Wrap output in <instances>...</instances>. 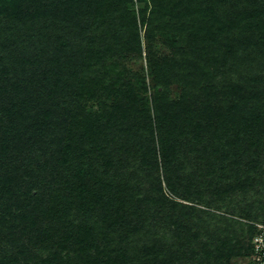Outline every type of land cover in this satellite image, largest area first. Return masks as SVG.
I'll return each instance as SVG.
<instances>
[{
  "label": "trees",
  "instance_id": "obj_1",
  "mask_svg": "<svg viewBox=\"0 0 264 264\" xmlns=\"http://www.w3.org/2000/svg\"><path fill=\"white\" fill-rule=\"evenodd\" d=\"M1 4L0 264H225L196 247L214 214L177 197L261 183L264 0Z\"/></svg>",
  "mask_w": 264,
  "mask_h": 264
},
{
  "label": "rangeland",
  "instance_id": "obj_2",
  "mask_svg": "<svg viewBox=\"0 0 264 264\" xmlns=\"http://www.w3.org/2000/svg\"><path fill=\"white\" fill-rule=\"evenodd\" d=\"M6 0H0V8L3 10V5L1 3H5ZM208 21L212 22L211 18H208ZM143 32H144V27L140 29L141 33V42L142 45H144V39H143ZM172 32V31H171ZM168 35V34H166ZM161 42H157V46L160 47L161 53L160 54H168L169 49L166 46H161ZM4 47H8V42L2 41L0 39V56L4 54L3 49ZM186 39L183 36L182 38L180 37L177 41L175 52L176 56L182 61V60H187L190 59L191 55L185 53L186 49ZM196 49V48H195ZM142 67H145V61L144 60H139L138 58L135 57H130L129 60L126 61V67H133V69H140ZM152 85V84H151ZM171 93L172 96H178L180 93V87L176 84L171 85ZM88 109V108H87ZM96 108H94L95 110ZM69 137L67 141H69ZM202 167V166H201ZM195 165L192 168V172L196 171L197 172V167L196 169ZM201 177L202 174L205 173L204 169L201 170ZM264 180V175L260 176V181L261 183L259 184V187H254L252 189H249L247 194L243 193L242 190L240 193H238V196L233 193V192H226L230 194L229 197H225V199L222 202L223 197L218 195L213 189L212 185L218 186V183L211 175H207L205 173V177L203 178V181L205 182V186H211L208 187L205 190L206 195H208L211 200L206 203H200V202H192L193 199H186L184 197L178 198L181 202H184L189 205H194L197 208H201L203 210H209L212 214H214L213 218L211 219H205L207 222L201 223L199 226L200 228V241H197V249H223L224 246L222 247L223 242L229 243L227 249H234L233 252L229 255L228 261H226L225 264H264V262H258L254 259L253 255V250L250 251V234L251 236V245H252V238L254 237V233H250L254 227H258V225H264V204L263 208H260L257 206V201L259 198H262L260 195H262L261 187L264 186L263 183ZM145 181V180H143ZM146 182V181H145ZM211 189L215 193V195L211 194ZM164 191L171 194L166 186H164ZM263 191V190H262ZM201 194L204 195V200H207V197L205 194L202 192ZM264 194V193H263ZM5 196V195H4ZM6 198V197H3ZM4 201V200H3ZM18 211L17 207H14ZM258 213V217L255 215ZM211 235L212 238L210 239L209 244H207V236ZM60 237V235H58ZM58 237V238H59ZM1 238V237H0ZM25 245L30 249L31 254L35 253L36 250L33 249L31 246L27 244V241L24 240ZM212 244V245H211ZM4 246L5 243L3 244L0 242V246ZM209 245L211 248H209ZM226 249V248H225ZM18 249H12L11 255L15 256L16 258L18 257L17 254ZM236 250V252H234ZM217 251V250H216ZM218 252V251H217ZM26 256H19V259H24ZM79 261V258L74 259V263ZM221 261L223 259L218 260L219 264H222ZM225 261V260H224ZM31 263V262H30ZM72 263V262H71ZM210 264V263H209Z\"/></svg>",
  "mask_w": 264,
  "mask_h": 264
},
{
  "label": "built area",
  "instance_id": "obj_3",
  "mask_svg": "<svg viewBox=\"0 0 264 264\" xmlns=\"http://www.w3.org/2000/svg\"><path fill=\"white\" fill-rule=\"evenodd\" d=\"M259 231L253 237L254 259L264 262V225H258Z\"/></svg>",
  "mask_w": 264,
  "mask_h": 264
}]
</instances>
